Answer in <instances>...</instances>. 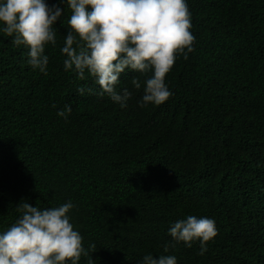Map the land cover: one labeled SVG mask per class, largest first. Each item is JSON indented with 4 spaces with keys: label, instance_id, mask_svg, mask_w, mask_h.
<instances>
[{
    "label": "trees",
    "instance_id": "obj_1",
    "mask_svg": "<svg viewBox=\"0 0 264 264\" xmlns=\"http://www.w3.org/2000/svg\"><path fill=\"white\" fill-rule=\"evenodd\" d=\"M187 3L193 51L166 74L172 95L144 108L142 89L125 108L77 92L99 86L64 70L66 5L46 73L0 32V231L22 199L71 200L83 246L95 244L78 264H139L165 245L177 264H264V0ZM137 75L122 73L117 89ZM65 104L67 119L57 116ZM187 215L215 220L203 255L199 241L186 247L168 234Z\"/></svg>",
    "mask_w": 264,
    "mask_h": 264
},
{
    "label": "clouds",
    "instance_id": "obj_2",
    "mask_svg": "<svg viewBox=\"0 0 264 264\" xmlns=\"http://www.w3.org/2000/svg\"><path fill=\"white\" fill-rule=\"evenodd\" d=\"M65 5L70 16L60 47L64 70L76 73L80 80L90 77L99 86L98 90L79 86L78 93L107 95L121 108L127 106L133 90L143 91L137 101L141 108L160 105L172 95L166 74L180 54L187 58L193 51L195 40L187 0H59L51 5L46 0H0V32L12 36L14 45L28 49L26 63L33 70L47 72L45 49L56 46L53 26ZM126 71L139 75L132 77V89L118 90ZM71 111V104H65L57 116L67 119ZM73 208L71 200L40 208L22 199L17 205L20 215L0 231V264H78L95 244L83 246L70 220ZM217 232L213 218L196 215L178 219L168 228L172 240L186 247L199 241L201 255ZM168 252L165 245L162 254L146 253L139 264H177V257Z\"/></svg>",
    "mask_w": 264,
    "mask_h": 264
}]
</instances>
